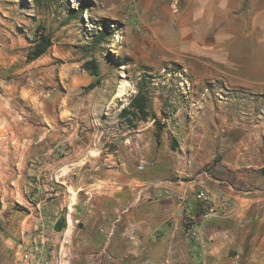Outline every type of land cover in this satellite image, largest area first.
I'll return each mask as SVG.
<instances>
[{
	"label": "crops",
	"instance_id": "0c3cea01",
	"mask_svg": "<svg viewBox=\"0 0 264 264\" xmlns=\"http://www.w3.org/2000/svg\"><path fill=\"white\" fill-rule=\"evenodd\" d=\"M103 2L136 6V19L161 41L159 53L182 67L181 93H189L191 103L162 88L156 97L144 95V116L129 110L127 115L145 118L134 126L123 122L118 128L92 117L61 132L50 113L43 128L41 101L32 110L19 109L3 74L10 67L4 47L11 36L3 24L0 181L7 185L0 195L6 198L0 199V264H20L41 233L49 239L46 256L53 260L59 252L69 264H164L185 249L194 263L264 264L263 123L251 147L244 136L238 142L213 135L210 140L208 133L226 128L196 119L208 116L211 122L227 111L216 98L222 88L254 90L251 97L236 91L233 97L264 102V0ZM9 19L2 14L0 24ZM70 80L75 89L95 82L85 76ZM161 112L179 116L171 132L180 138L176 148L155 147L151 118ZM212 148L224 151L214 167L219 173L199 172L198 154ZM201 187L217 211L202 229V254L182 230L186 213L198 210Z\"/></svg>",
	"mask_w": 264,
	"mask_h": 264
},
{
	"label": "rangeland",
	"instance_id": "374dc122",
	"mask_svg": "<svg viewBox=\"0 0 264 264\" xmlns=\"http://www.w3.org/2000/svg\"><path fill=\"white\" fill-rule=\"evenodd\" d=\"M136 11L132 3L113 6L103 0H0V20L2 14L10 18V23L3 21L0 28L7 24L11 30V36L5 42L8 47H4V53L8 51L10 56V67L4 69L3 74L10 84L11 92L18 96L14 100L15 105L26 111L33 109L35 101H41L43 128L49 122L48 114L51 113V125L57 126L61 132H67L69 125L73 126L81 120L86 122L92 117L106 120L107 124L117 125L118 128L123 122L134 126L144 120L141 116L121 117L123 109L132 110L129 104L138 87L142 88L144 95L151 97H156L155 92L162 88H169L179 97L183 92V85L179 84L184 74L181 72L182 67L177 61L159 53L161 41L147 33L141 21L136 19ZM99 30H106L104 40L96 47H88ZM13 32L16 34L13 35ZM40 35L48 36L51 46L37 60L28 62V52L33 45L26 37L39 40ZM91 60L99 67L98 77L90 75L84 67L85 62ZM82 76L92 78L95 82L87 87L72 88L70 79H80ZM96 86L98 89L92 91ZM240 89L228 87L216 93L221 106L227 109L225 113L212 118L211 122L208 116L196 119L207 121L213 128L218 121L226 128L214 134L208 133L210 140L213 135L219 140L223 138L238 142L244 136L248 137V143L253 147L258 142L259 129H264V102L249 98L256 93L254 90ZM235 91L238 96V93H248L249 96H245L246 100L235 99ZM181 94L182 103L190 104L189 93ZM84 111H88L89 115L80 118ZM174 114L176 116L171 118L169 124L165 121L169 118L167 113L154 114L151 118L155 147L160 150L165 145L176 148L179 144L180 138L171 133L180 124L179 116ZM227 123L228 126L230 124L228 131V126H225ZM260 123L263 125L256 129ZM173 124L174 130L171 129ZM222 151L203 149L198 154L203 156L198 171L214 175L215 172L219 173L214 167L220 163L221 153L224 154ZM6 185L7 182L0 181V195ZM0 199L6 200L1 196ZM41 236L47 238L44 233ZM188 254V249L180 250L174 259L163 263L200 264V261L194 263ZM50 260L55 264H69L59 252Z\"/></svg>",
	"mask_w": 264,
	"mask_h": 264
},
{
	"label": "built area",
	"instance_id": "2783aa9c",
	"mask_svg": "<svg viewBox=\"0 0 264 264\" xmlns=\"http://www.w3.org/2000/svg\"><path fill=\"white\" fill-rule=\"evenodd\" d=\"M175 116L174 113L171 114L165 120L166 123L169 124L171 118L173 119ZM174 128L173 124L171 129L174 130ZM195 199L200 203L198 210L186 213L182 220V230L184 237L195 244L199 249V253L202 254L206 249V246L202 243V229L209 220L216 217L217 211L210 201L209 192L204 187L196 192ZM48 241V238L39 237L37 242L22 252L20 264H55L42 251L43 248L47 247Z\"/></svg>",
	"mask_w": 264,
	"mask_h": 264
},
{
	"label": "trees",
	"instance_id": "16d2710c",
	"mask_svg": "<svg viewBox=\"0 0 264 264\" xmlns=\"http://www.w3.org/2000/svg\"><path fill=\"white\" fill-rule=\"evenodd\" d=\"M105 31L106 30H103V31L99 30L98 34L91 40L92 42L88 44V47L93 48L99 45L100 42L104 40ZM39 37H40L39 40H37L36 37L34 39L27 38L30 41V43L33 45L32 48L28 52V56H27L28 62H31L39 58L51 46V41L48 36L40 35ZM84 67L86 68V70L89 72L90 75L94 77L99 76L98 74L99 67L94 60L85 62ZM129 105H131L132 108L137 109L139 113H141L142 116H144L145 96H144L142 88L140 87L137 88L136 95L133 97ZM128 112L130 111L126 109H123L122 111L123 115L124 114L127 115ZM134 115H135L134 113H131L127 116L135 117ZM261 172L264 173V167L261 169ZM63 221L64 220H61L59 223L56 224L57 229H61V227L63 226Z\"/></svg>",
	"mask_w": 264,
	"mask_h": 264
}]
</instances>
